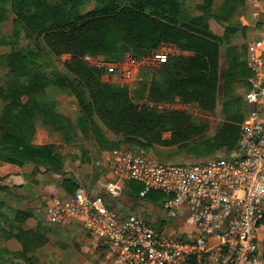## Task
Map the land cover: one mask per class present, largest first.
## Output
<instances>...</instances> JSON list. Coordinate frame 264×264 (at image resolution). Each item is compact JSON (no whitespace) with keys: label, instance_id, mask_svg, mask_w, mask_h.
I'll list each match as a JSON object with an SVG mask.
<instances>
[{"label":"trees","instance_id":"trees-1","mask_svg":"<svg viewBox=\"0 0 264 264\" xmlns=\"http://www.w3.org/2000/svg\"><path fill=\"white\" fill-rule=\"evenodd\" d=\"M91 1L94 8L86 12L88 0H0V23L8 21L10 14L14 17V33L9 37L0 34V48L15 45L22 34L27 40L42 38L48 47L44 58L70 54L71 62L65 64V68L71 73L82 74L72 77L46 70L41 55L28 47L0 54V62L5 60L10 65L8 74L0 79L1 163L17 166L31 163L35 170L43 169L47 174L62 173L63 157L56 153L55 147L31 145L36 117L57 132L76 129L101 151H112L120 146L107 138L105 127L100 124L101 121L105 123L104 118L108 116L111 117V126L107 124L106 130L122 137L127 133L131 135L135 130L134 133L149 144L154 135L158 143L175 145L184 140L182 136L186 132H206L207 127L194 122L189 115L153 110L142 103L148 100L166 103L180 98L183 104L196 103L209 111L219 88V45L224 46L227 66L222 78L225 101L222 120L242 123L249 106L244 99L236 97V90L242 87L246 92L252 73L242 49L229 46L228 38L234 30L225 27L221 32H215L210 26V22L218 24L219 21L210 13L212 0ZM196 1L201 2V6L196 5L201 14L189 15L185 6ZM224 8L223 12L228 15L235 11L225 5ZM162 47H174L180 54L169 57L155 70L150 82L136 81L137 86L131 93L126 85L103 84L100 78L104 72L80 60L89 53L94 57H103L106 62H114L122 60L130 51L135 53H132L134 58L139 59V50ZM49 86L65 88L77 98L80 110L77 121L54 112L46 92ZM132 125L137 128L131 129ZM219 127L213 138L199 140L195 144L184 142L179 151L181 155L176 158L188 161L181 163H202L215 158L222 150L229 154L236 147L239 126L235 128L222 124ZM63 133L66 135V132ZM163 133H170L169 142L161 141ZM66 183L70 188L69 195L73 196L77 187L72 180ZM124 185L126 195L134 200L153 206H160L166 201V197L158 192H150L141 199L140 184L125 182ZM3 189L0 188V191ZM19 216L17 213L16 220ZM15 239L20 243L22 252L1 259V264H40L27 254L39 242L44 245L45 240L37 238L35 231L23 228L17 229Z\"/></svg>","mask_w":264,"mask_h":264},{"label":"built area","instance_id":"built-area-1","mask_svg":"<svg viewBox=\"0 0 264 264\" xmlns=\"http://www.w3.org/2000/svg\"><path fill=\"white\" fill-rule=\"evenodd\" d=\"M255 4L264 0H245ZM140 61H83L104 72L112 83L129 86L138 81L140 70L158 69L174 47ZM257 42L247 44L246 64L252 76L244 101L251 107L239 125L236 147L226 156L202 163L165 164L126 151L109 161L116 182L106 186L117 198L121 184L142 186L139 198L150 192L166 197L160 206L169 219H184L183 237L155 227L141 211L119 219L99 198L83 188L67 199L45 200L50 225L80 224L104 247L99 264H264V237L259 230L264 218V62ZM121 80V82H119ZM192 230V233H187ZM190 235V236H189Z\"/></svg>","mask_w":264,"mask_h":264},{"label":"rangeland","instance_id":"rangeland-1","mask_svg":"<svg viewBox=\"0 0 264 264\" xmlns=\"http://www.w3.org/2000/svg\"><path fill=\"white\" fill-rule=\"evenodd\" d=\"M222 0H212V9L210 10V13L215 15L219 21L218 24L216 22H210V26L214 28L215 32H221L223 28L229 27L234 30V33L229 35V46H235V47H246V44L250 39L253 37L252 35V27L251 23L248 20L249 12L247 10H242L241 8L237 12L236 9L238 7V3H235V11L231 15L225 14L223 11L224 3L221 2ZM201 2L196 1L192 2L189 5H186L185 7L188 10L189 15H199L201 14L200 11L196 9V5H200ZM201 6V5H200ZM94 8V4L91 0H88V4L86 5V12L92 10ZM227 9V8H226ZM222 12V13H221ZM11 17H9V20L6 22L0 23V34L9 37L12 36L13 31V25H12V19L13 14H10ZM9 15V16H10ZM228 16V17H227ZM254 31V30H253ZM257 38V36H255ZM42 38H33L32 40H27L24 38V35L22 34L20 36V40H17V43L13 46L11 45H3L0 48V54H9L11 50H19L20 48H31L33 51L39 53L41 55V62L44 64V67L46 70H55L61 74H66L69 76L73 75H82L80 73H75L74 71L69 72L68 69L65 68V64H69L71 62V55L70 54H61L58 57H55L51 55L48 58H44L46 56V53H48V47L42 42ZM34 40V42H33ZM256 41L262 45L264 40L258 38ZM39 48V50H37ZM263 49V48H262ZM161 49H143L138 51V58H134L132 55V51L126 53L122 60L114 61V62H121L126 58H131L137 61H140L144 58H148L151 56H154L156 53H159ZM143 51V52H142ZM135 54V53H133ZM186 55V53H185ZM85 56H90L91 58L103 61V57H94L91 56V54L86 53L83 55L80 60L83 61ZM175 57V56H174ZM224 46L219 45V88L217 90V97L214 102V105L209 109V111L203 110L199 104L196 103H189V104H183L181 102L180 98H175L171 102L166 103H153L151 101H144L142 105L151 108L156 109L158 111L162 110H169V111H175V112H182L186 115H189L191 119H193L194 122H198L201 124H204V126L207 127L206 132H197L194 133L193 131L186 132L183 134L182 139L183 141L179 140L180 143H176L175 145H169V144H162L158 143L157 137L154 135L152 136V141L147 143L144 141L143 138H141L139 135H136L134 132H136L134 129L137 128V126H131L130 128L134 130L132 131V134L129 133L126 134V136L122 137L121 135L117 134L116 132H111L106 130L107 124H109L111 117H105L106 120L105 123L103 121H99L102 126H104L105 134L107 138L110 141L117 142V144H120V146L112 151H107V157L110 158V161L116 160V158L126 152L131 151L135 153H142L144 156L153 159L154 161H157L161 163L162 161L166 162L165 164H191V163H181V162H188L187 160L181 161L179 158V151L183 145H185L184 142H192L195 144L199 140L203 139H209L213 138L216 134V131L219 130L222 124H227L228 126H233L235 128H238L239 123L238 122H230L229 120H226V122H223L222 120V107L224 104V99L222 96V78L227 72V66L225 64V58H224ZM168 60V59H167ZM166 60V61H167ZM84 62V61H83ZM82 62V63H83ZM85 63V62H84ZM86 64V63H85ZM89 66V65H88ZM10 65L5 60L0 62V79L4 78L9 71ZM157 70V69H155ZM155 70H140L139 75L142 73H146V76L143 77V80H146L147 82H150L151 76L154 73ZM139 79V77H138ZM101 82L106 85H123L119 83H112L110 78L101 77ZM121 82V80L119 81ZM137 86L136 83H131L129 86H127L128 91L131 93L134 90V87ZM47 97L49 100V103H51L52 107L54 108V112L62 115L65 118L70 119L71 121L75 122L80 118V110H79V103L77 98L69 93L65 88L64 89H58L57 87L49 86L47 89ZM245 94V89L238 88L236 90V97L239 96L240 100L243 101ZM137 105V103H134ZM133 104V105H134ZM248 109L250 110L251 107L249 106ZM34 124H35V134L37 133L36 128L42 127L43 133L48 132V139L51 141L58 142L59 139H63V144L68 146H73L72 149H70L69 152H66V157L70 159L72 165L75 166V161L77 160L75 150L76 148H79L81 153H83L82 159H80V166L84 167L89 163V157H87V147L84 145V142H90L89 138L86 136H83L79 131L76 129H70L67 128L65 131L57 132L53 128L45 126L42 124V120L40 117L34 118ZM105 124V125H104ZM111 126V124H109ZM107 126V127H106ZM41 132V133H42ZM63 132H66V135H64ZM158 132V131H157ZM42 133V134H43ZM34 134V136H35ZM170 133H163L161 135V141L163 143L169 142ZM75 141H78V143L83 144L84 146L76 147ZM190 144V143H188ZM79 145V144H78ZM143 147H141V146ZM182 146V147H181ZM56 149V148H55ZM57 149H62L60 147H57ZM234 150V149H233ZM232 150V151H233ZM228 153V152H227ZM227 153L222 150L218 152L215 156V158H219L221 156H226ZM185 155V154H184ZM67 158H64V161L66 162ZM211 160V159H208ZM161 161V162H160ZM97 198V197H93ZM101 204L104 206H113L115 203H119L122 200H119L117 202H111V201H104L100 199ZM127 207L129 210L133 211L136 208H142L144 211L145 218H148L149 223L151 225L153 224L155 227L157 225L164 226V230L166 233H178L179 237H183L184 230L186 229L184 222V219L177 218V219H169L167 217L166 212L158 206H153L145 202H141L138 200H134L127 196ZM131 215V214H130ZM128 215V216H130ZM127 216V217H128ZM51 226V230L53 232V247L56 246L55 252H52L51 259H46V263L42 262V259L38 260L39 263L43 264H98L100 260V256L102 254V249L98 247L93 241H91L90 237L86 235L83 231L77 229L76 231H73L70 233L68 230L64 229H58ZM69 232V233H68ZM57 242V243H56ZM60 244V248L58 245ZM58 249H60V252H58ZM60 253V254H59ZM40 263V264H41Z\"/></svg>","mask_w":264,"mask_h":264},{"label":"crops","instance_id":"crops-1","mask_svg":"<svg viewBox=\"0 0 264 264\" xmlns=\"http://www.w3.org/2000/svg\"><path fill=\"white\" fill-rule=\"evenodd\" d=\"M238 1L240 4H238L236 11L238 12L241 8L250 13L248 20L254 30H252L253 37L247 44L257 42L256 39L258 38L264 40V1H258L255 4H247L245 0H222L221 2L224 3L226 7L234 9L235 3H238ZM255 36H257V38H255ZM247 44L244 48L240 46L237 47L241 48L245 55ZM260 47L262 50L261 57L264 62V42ZM146 73L148 74V72ZM146 73H141L139 75L140 81H142L144 75L146 76ZM36 131L37 133L33 137L31 145H50L55 147L56 153L63 157V171L61 174H47L44 173L43 169L39 171L35 170L31 163L17 166L0 162V188H5L0 191V261L1 259H8L12 254H20L22 252L20 243L15 239L17 229L19 228L33 230L37 238L45 240L46 243L44 245L39 242L37 247L27 254V257H33L36 260L42 259L43 263L47 262L45 261L46 259H51L52 252L56 251V246L53 247V232L51 226L57 228L55 231L64 229L71 233L79 229L88 235L80 224L60 227L50 225L47 222L44 210L46 204L45 200L48 201V199L52 198L67 199L71 197L69 195L70 188L66 183L67 180H72L77 189L83 188L91 197H97L104 201L111 202L122 200L119 203H115L113 206L107 207L113 211L119 219H125L128 215L134 214L137 211H141L145 217L142 208H136L133 211L128 209L125 183L121 184V192L117 198H113L107 194L106 186L116 182V178L109 169L110 158L107 157V151H101L92 141L88 143L84 142V145L87 147L86 154L90 162L84 167L80 166V159H82L84 154L81 153L79 148H76L74 152L77 160L74 166L70 159L66 157V152H69L73 146L64 145L63 139L61 138L58 142L49 140L48 132L43 133V129L40 126L36 128ZM75 143L77 145L76 147L84 146L78 143V141H75ZM57 147L62 149H57ZM64 158H67L66 162ZM17 213L20 214L18 220H16ZM21 214H23V216H21ZM145 219L148 220V218ZM187 233L191 234L192 230H187ZM259 233L260 237L263 238L264 224L261 225ZM89 237L91 241L102 249L103 253L104 247L100 242L91 236ZM59 246L60 244L58 247ZM58 252H60V249H58ZM101 260L102 254L99 263ZM17 261L19 262V260Z\"/></svg>","mask_w":264,"mask_h":264}]
</instances>
